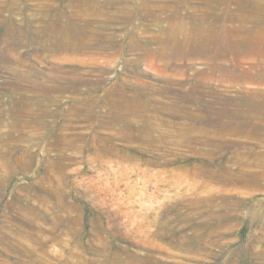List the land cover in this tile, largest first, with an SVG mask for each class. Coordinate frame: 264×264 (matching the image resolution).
Listing matches in <instances>:
<instances>
[{
	"label": "rangeland",
	"instance_id": "rangeland-1",
	"mask_svg": "<svg viewBox=\"0 0 264 264\" xmlns=\"http://www.w3.org/2000/svg\"><path fill=\"white\" fill-rule=\"evenodd\" d=\"M0 264H264V0H0Z\"/></svg>",
	"mask_w": 264,
	"mask_h": 264
},
{
	"label": "bare ground",
	"instance_id": "bare-ground-1",
	"mask_svg": "<svg viewBox=\"0 0 264 264\" xmlns=\"http://www.w3.org/2000/svg\"><path fill=\"white\" fill-rule=\"evenodd\" d=\"M86 28H88V27H86ZM80 31L82 32V29L81 28L76 27V25L73 26V25L67 23V21H63L60 17H57L55 19V21H53V22H47V23H45V26L43 28H39L38 30H36V32H40V33L41 32H49L47 34H50V37L55 38V39H59V41H58V44H59L58 45V49L60 51H64V50H70V51L80 50L82 47L76 41L73 42L72 40L67 39L69 36H72L74 33H77V32H80ZM52 38H51V40H52ZM243 46L244 47H248V43L247 42H244ZM66 72H67V70H66ZM74 76H75V74H74ZM77 94H78V92H77ZM73 107L75 109H77L78 107H82L81 100H79V99L74 100ZM57 142H58L59 145L62 144V142H63V144L68 143L64 139H58Z\"/></svg>",
	"mask_w": 264,
	"mask_h": 264
}]
</instances>
